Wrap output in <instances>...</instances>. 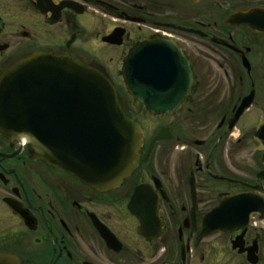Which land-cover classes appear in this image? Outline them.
Instances as JSON below:
<instances>
[{"label": "flooded vegetation", "instance_id": "flooded-vegetation-1", "mask_svg": "<svg viewBox=\"0 0 264 264\" xmlns=\"http://www.w3.org/2000/svg\"><path fill=\"white\" fill-rule=\"evenodd\" d=\"M145 42L192 72L191 88L179 76L181 100L168 114L149 113L125 86V59ZM36 50L70 54L110 78L142 127L140 162L120 184L98 188L0 132V253L21 264H264V207L244 226H203L222 201L264 199L255 139L264 0H0V74ZM251 144L256 173L254 153L239 164Z\"/></svg>", "mask_w": 264, "mask_h": 264}, {"label": "water", "instance_id": "water-1", "mask_svg": "<svg viewBox=\"0 0 264 264\" xmlns=\"http://www.w3.org/2000/svg\"><path fill=\"white\" fill-rule=\"evenodd\" d=\"M245 14L233 16L241 22ZM160 42H145L125 59L128 93L154 115L174 111L181 100L174 92L192 87L187 61L182 69ZM186 82V92H189ZM247 104H243L236 117ZM0 132L26 138L47 164L62 166L95 187L120 184L139 164L142 127L123 109L114 83L99 69L70 54L36 50L0 74ZM263 151L264 122L255 134ZM264 180V169L258 174ZM261 188V187H257ZM264 207L257 194L222 201L204 227L230 230L244 226ZM0 264H21L0 253Z\"/></svg>", "mask_w": 264, "mask_h": 264}, {"label": "rangeland", "instance_id": "rangeland-1", "mask_svg": "<svg viewBox=\"0 0 264 264\" xmlns=\"http://www.w3.org/2000/svg\"><path fill=\"white\" fill-rule=\"evenodd\" d=\"M110 64L114 65L115 67L119 66V61L114 59L112 62H109ZM131 108H133V110L137 111L140 117H145L148 116V113L146 112V110L143 107H140L139 105H133L132 103L129 105ZM161 117H167V116H161ZM255 117H261L259 114H256ZM254 153V162H253V171L254 173H256L257 171H259V169L261 168L260 164L257 162V156H259L258 152H257V147L254 144H251L246 150H244L243 154H240V166L242 165V167L244 164H246L247 162H249L250 158H252V155Z\"/></svg>", "mask_w": 264, "mask_h": 264}]
</instances>
